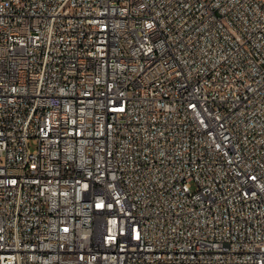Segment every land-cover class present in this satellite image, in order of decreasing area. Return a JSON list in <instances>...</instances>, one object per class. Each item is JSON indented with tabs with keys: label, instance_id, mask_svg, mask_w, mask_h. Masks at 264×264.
I'll return each mask as SVG.
<instances>
[{
	"label": "built area",
	"instance_id": "2783aa9c",
	"mask_svg": "<svg viewBox=\"0 0 264 264\" xmlns=\"http://www.w3.org/2000/svg\"><path fill=\"white\" fill-rule=\"evenodd\" d=\"M0 264H264V0H0Z\"/></svg>",
	"mask_w": 264,
	"mask_h": 264
}]
</instances>
